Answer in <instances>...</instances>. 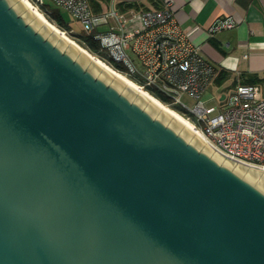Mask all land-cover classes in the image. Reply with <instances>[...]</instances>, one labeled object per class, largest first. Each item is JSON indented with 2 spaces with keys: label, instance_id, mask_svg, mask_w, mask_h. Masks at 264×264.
Listing matches in <instances>:
<instances>
[{
  "label": "water",
  "instance_id": "1",
  "mask_svg": "<svg viewBox=\"0 0 264 264\" xmlns=\"http://www.w3.org/2000/svg\"><path fill=\"white\" fill-rule=\"evenodd\" d=\"M14 1L0 0V264H264L262 169L200 148Z\"/></svg>",
  "mask_w": 264,
  "mask_h": 264
},
{
  "label": "built area",
  "instance_id": "2",
  "mask_svg": "<svg viewBox=\"0 0 264 264\" xmlns=\"http://www.w3.org/2000/svg\"><path fill=\"white\" fill-rule=\"evenodd\" d=\"M29 1L43 12L45 0ZM48 1L67 11L83 32L94 33L105 55L122 65L124 71L120 72L141 88L160 95L164 104L178 108L213 151L264 169V96L259 95V86L237 84L224 104H206L203 95L214 78L215 67L202 56L199 46L182 33L170 1L162 8L133 12L126 19L127 24L114 8L93 12L88 0ZM109 17L118 21L116 28L98 31L100 25L109 23ZM234 25L222 21L211 30ZM184 95L192 98V106L182 100Z\"/></svg>",
  "mask_w": 264,
  "mask_h": 264
},
{
  "label": "crops",
  "instance_id": "3",
  "mask_svg": "<svg viewBox=\"0 0 264 264\" xmlns=\"http://www.w3.org/2000/svg\"><path fill=\"white\" fill-rule=\"evenodd\" d=\"M167 1L171 2L182 33L215 67L205 92L215 89L214 99L224 104L237 84L255 83L260 88L259 95L264 96V0H88L93 12L114 8L123 15L125 24L133 12L162 8ZM113 20L117 25L118 21ZM222 21L235 25L211 30ZM110 27L107 23L97 30Z\"/></svg>",
  "mask_w": 264,
  "mask_h": 264
},
{
  "label": "bare ground",
  "instance_id": "4",
  "mask_svg": "<svg viewBox=\"0 0 264 264\" xmlns=\"http://www.w3.org/2000/svg\"><path fill=\"white\" fill-rule=\"evenodd\" d=\"M17 1H19V0H15L14 3H16ZM23 1L27 4V7L25 9H23L22 12H24L25 10H27L29 8L34 14V16L30 20H33L38 15L44 20L40 24L39 28L46 22L47 26L51 29L50 32L47 34L48 36L51 34V32L53 30L59 34V37L57 38V40L55 42H58L60 37H62L63 40L67 43L64 48H66L68 46V44H72L79 50L77 52L76 56H78V54L81 52L82 56L86 60H88V64L91 61L99 63L101 68L98 71V73H100L102 69H105L106 71H108L111 74V76H112V78L110 79L111 81L113 80V78H115L118 81H120L122 83H125L123 85V87L121 88L122 90L124 89L126 84L132 85L137 90V92H136V94L134 95L133 98H135L137 96V94L140 92L147 99L146 103L144 104L145 106L147 105L149 100H151L159 108L158 111L156 112V114H158L161 109L163 111H165L170 116V118L167 121L168 123L172 119L173 116L175 118H177L183 124L180 127V129L178 130L179 132L181 131V129L184 126L189 128L193 132L192 135L190 136L189 140H191L192 137L194 136V134L197 133L202 139L205 140V142L202 144V146L200 148H203V146L207 143L205 137L203 136V134L193 125L192 121L189 118L185 117L183 114L179 113L178 111H176L175 109L171 108L170 106L164 104L159 99H157L152 94H150L147 90L141 88L134 80H132L131 78L127 77L125 74L115 70L113 67L108 65L102 59L98 58L97 56H95L94 54L89 52L86 48H84L82 45H80L76 40L71 38L66 32H64L63 30L58 28L54 23H52L50 20H48L45 17V15L38 8H36L34 5H32V3L29 0H23ZM210 154H213V151ZM224 159L225 158L223 157V159L221 161L223 162ZM235 165H236V163H234L232 167L234 168ZM247 170H248V168L245 169V171L243 172L242 175H244ZM262 173H264V169H262V172L259 173V175L256 177L254 182H256L258 180V178L261 176Z\"/></svg>",
  "mask_w": 264,
  "mask_h": 264
},
{
  "label": "trees",
  "instance_id": "5",
  "mask_svg": "<svg viewBox=\"0 0 264 264\" xmlns=\"http://www.w3.org/2000/svg\"><path fill=\"white\" fill-rule=\"evenodd\" d=\"M43 14L45 17L50 20L52 23H54L58 28L63 30L64 32L68 33V35L76 40L80 45H82L84 48H86L89 52L97 56L98 58L102 59L104 62H106L108 65L113 67L117 71H124V68L122 65L113 62L110 60L103 50L101 49V45L99 40L94 36V33L86 34L82 30L80 32H73L71 31V27L69 26V22L66 20V18L63 15L62 9L59 7L54 6L51 2L48 0L44 1L43 5ZM122 73V72H121ZM130 78V77H129ZM153 94V92H150ZM155 97H158L160 101H163L164 98H162L158 94H154ZM174 108V107H171ZM176 111L180 110L178 108H174ZM181 113V112H180Z\"/></svg>",
  "mask_w": 264,
  "mask_h": 264
},
{
  "label": "rangeland",
  "instance_id": "6",
  "mask_svg": "<svg viewBox=\"0 0 264 264\" xmlns=\"http://www.w3.org/2000/svg\"><path fill=\"white\" fill-rule=\"evenodd\" d=\"M62 12H63V15L66 18V20L69 22V26L72 28V31L73 32H80L82 30L80 23L78 21H76L67 11L62 10ZM108 20H109V23H110L111 26H116V24H115V22H114L112 17H109ZM150 94H152V93H150ZM214 94H215V89H211V91H209V92L207 91V92L204 93L203 98L206 100V104H208V105H216L217 104V100L214 99V97H213ZM152 95L154 96V94H152ZM156 98L159 99L158 97H156ZM182 100L189 107L192 106V104H193L192 98L188 97L187 95H184L182 97Z\"/></svg>",
  "mask_w": 264,
  "mask_h": 264
}]
</instances>
